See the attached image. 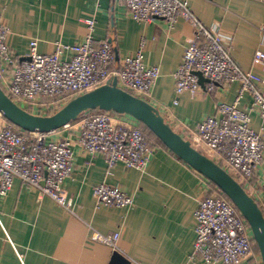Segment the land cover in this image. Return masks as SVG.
<instances>
[{"label": "crops", "instance_id": "1", "mask_svg": "<svg viewBox=\"0 0 264 264\" xmlns=\"http://www.w3.org/2000/svg\"><path fill=\"white\" fill-rule=\"evenodd\" d=\"M187 1L201 23L219 27L236 64L264 78V65H252L254 53L264 52V0ZM85 17L94 18L91 34L96 44L108 42L114 49L112 70L120 67L124 56L144 49L145 63L160 70L148 99L177 132L191 136L220 103L235 98L237 83L212 92L201 87L194 96L175 94L173 73L194 34L183 19L172 26L157 18L135 21L119 0H0V22L9 29L8 44L18 60L28 57L31 39L37 40L39 53L52 52L56 42L81 43L89 33ZM112 114L131 121L128 115ZM250 124L264 139V120L253 114ZM77 137L74 123L70 130L49 137L68 138L73 146V172L62 183L72 212L18 179L0 196V264H112L115 250L92 240L88 224L100 233L119 232L116 251L129 264H204L189 259L195 239L193 213L212 184L155 141L142 170L119 163L106 176L104 157L83 152ZM256 179L264 181V154ZM102 181L132 195L133 208H96L93 188ZM258 195L264 204V193ZM237 264H261V259L241 258Z\"/></svg>", "mask_w": 264, "mask_h": 264}, {"label": "built area", "instance_id": "2", "mask_svg": "<svg viewBox=\"0 0 264 264\" xmlns=\"http://www.w3.org/2000/svg\"><path fill=\"white\" fill-rule=\"evenodd\" d=\"M119 1L135 21L157 18L172 26L183 19L193 26V37L173 73L176 95L186 92L194 96L201 91L195 71L208 79L203 86L207 92L238 84L233 101L220 103L214 115L204 117L192 130L189 141L195 147L203 145L211 150L212 159L224 169L236 170L241 185L264 213L258 195L260 191L264 193V181L256 179L263 159L264 139L262 132L250 124L253 114L264 120V78L236 64L219 27L201 23L187 0ZM83 21L89 33L81 43L56 42L52 52L39 53L37 40L31 39L28 60H18L13 55L8 44L9 29L0 22V86L16 104L22 107L19 102L25 103L22 108L33 114L49 115L67 101L68 95L72 98L82 94L112 77H116L119 88L134 96L143 100L150 97L160 70L145 63L144 49L140 47L124 56L120 67L112 70L116 59L114 49L108 42L96 44L91 34L93 17H85ZM252 65H264V52L254 53ZM74 124L80 149L89 156L104 157L106 176L119 163L142 170L155 150L138 122L119 120L106 111H87ZM72 125L70 122L50 132H27L9 123L0 113V196H5L18 179L22 185L37 189L72 212V202L65 197L62 183L73 172V146L68 138L49 139L56 131L70 130ZM211 187L198 200L193 213L195 239L190 261L237 264L241 258L259 257L253 251L254 240L245 219L216 187ZM93 194L96 208L129 210L134 205L133 196L118 184L102 181L94 186ZM88 226L92 240L117 250L119 232L100 233Z\"/></svg>", "mask_w": 264, "mask_h": 264}, {"label": "water", "instance_id": "3", "mask_svg": "<svg viewBox=\"0 0 264 264\" xmlns=\"http://www.w3.org/2000/svg\"><path fill=\"white\" fill-rule=\"evenodd\" d=\"M27 60L29 57L26 58ZM201 87L208 79L198 71ZM91 110H102L128 115L147 128L160 143L178 159L189 165L209 182L213 183L236 207L249 225L252 238L264 264V213L257 201L245 190L226 169L200 152L188 139L177 132L149 102L134 96L117 86L116 77L104 84L76 95L49 115L33 114L16 104L0 86V113L17 128L27 132H50L68 124ZM112 264H129L118 251L112 255Z\"/></svg>", "mask_w": 264, "mask_h": 264}, {"label": "trees", "instance_id": "4", "mask_svg": "<svg viewBox=\"0 0 264 264\" xmlns=\"http://www.w3.org/2000/svg\"><path fill=\"white\" fill-rule=\"evenodd\" d=\"M71 97V95H68L67 96V101L69 100V98ZM32 112V111H31ZM139 125L142 127V129L144 130V133H145V135L147 136V139H148V141H149V143H151L152 141H155L157 144H159V145H161L162 147H164L161 143H160V141L147 129V128H145L142 124H140L139 123ZM175 128L177 129H175L176 131H180L179 129H178V127H176L175 126ZM180 134H182V136L185 138V139H188V140H190V138H191V136H189L188 135V133H187V131H181L180 132ZM165 148V147H164ZM196 148L200 151V152H202V153H204V154H206L207 156H209L210 158H213V152L211 151V150H209V149H207L205 146H203V145H198V146H196ZM227 171L237 180V181H239L241 184H243V182L241 181V179H239V176H238V173L236 172V170H234V169H232V168H227ZM211 183V182H210ZM214 187H216L213 183H211ZM216 189H218L217 187H216ZM219 190V189H218ZM220 191V190H219ZM221 192V191H220ZM221 194L230 202V200L221 192ZM252 245H253V251L254 252H257V253H259V251H258V249H257V247H256V244H255V242L254 241H252Z\"/></svg>", "mask_w": 264, "mask_h": 264}, {"label": "rangeland", "instance_id": "5", "mask_svg": "<svg viewBox=\"0 0 264 264\" xmlns=\"http://www.w3.org/2000/svg\"><path fill=\"white\" fill-rule=\"evenodd\" d=\"M144 100L150 103V100H149L147 97H146V99H144ZM19 104H20L22 107L25 106V103L19 102ZM98 111H101V110H98ZM109 113L111 114L112 112H109ZM127 117H128L129 119H131L130 122L135 121V120H132V118H130V116H127ZM76 120H77V119H76ZM76 120L72 121V123H74Z\"/></svg>", "mask_w": 264, "mask_h": 264}]
</instances>
